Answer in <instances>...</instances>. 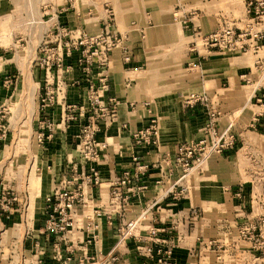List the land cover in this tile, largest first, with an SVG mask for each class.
<instances>
[{
    "label": "crops",
    "instance_id": "crops-1",
    "mask_svg": "<svg viewBox=\"0 0 264 264\" xmlns=\"http://www.w3.org/2000/svg\"><path fill=\"white\" fill-rule=\"evenodd\" d=\"M245 1L239 3L242 5ZM181 5L183 11L179 20L162 17L158 12L156 19L151 12L145 23L157 25L147 30L142 21L132 19L127 6L106 0H34L27 5L28 10L15 5L13 0H0V22L20 17L30 24L29 21L40 18L42 9L47 7L48 15L44 20L48 25L58 19L90 33L101 30L106 8L111 6L115 11L116 28L129 35L135 50L129 63L123 60L121 47L115 48L111 55L105 97L116 98L117 111L113 122L98 133L100 140L108 143L98 165L101 184L85 186L86 204L77 208L68 241L61 243L65 255H69L66 244L74 247V258L69 261L54 258L53 243L58 236L44 233L46 197L56 188L67 186L73 190L80 183L81 179L73 177L77 175L74 170H80L76 145L85 115L77 109V119L67 123L63 117L67 104L86 103L89 78L98 82L101 69L94 67L92 75H85L76 63L75 54L67 60L73 68L62 74L60 84L57 77H50L54 86L63 91L53 105L44 110L38 105V116L45 115L53 121V136L44 145L33 139L34 153L28 152L25 157V151L17 154L13 138V133L23 126L13 111L19 84L17 80L5 84L4 78L10 75L13 65L0 61V103L10 105L8 117L13 132L0 142V187L4 183L22 187V179L13 169L24 159L34 157L30 175L34 170L38 176L35 187L28 182V189L21 193L11 218L4 214L0 220V227L6 228L5 254L0 256V264H10V246L16 241L18 247L24 246L27 255L32 259L39 257L44 264H78L87 254L103 255L113 250L120 255L119 264H154L140 249L150 245L153 237L173 245L178 264H218L227 252L230 263L253 264L260 260L258 263L264 264V253H254L252 241L239 238L231 239L229 244L217 243L221 240L218 236H225L224 231L237 233L244 222L264 215V104L253 101L254 83L250 78L256 57L264 54V43L257 44L258 39L251 31L243 39L249 47L246 52L228 53L201 45L193 49L196 30L207 33L217 28V0H182ZM21 8L25 15H19ZM32 9L37 12V18L33 17ZM241 21L245 22L241 19L236 23ZM170 23H181L182 35L170 41V48L161 49L164 40L160 34ZM34 74L38 79L37 87L44 90L45 71L36 67ZM163 88H173L174 93L156 96L163 95L160 94ZM191 93L205 94L207 102L185 103L184 98ZM209 111L216 112V125L221 130L231 127L235 131L237 145L221 154L211 152L201 166L184 174L180 167H174L178 146L183 142L210 139L206 131ZM153 116L158 119L159 144L136 143L132 132L147 127ZM37 119L32 126L34 136L37 135ZM134 155L147 165L146 171L129 190L123 189L124 193H131L128 203L113 202L112 181L125 170H134ZM181 188L185 189L184 194L175 199L170 191ZM96 209L102 212L100 217L94 218L99 223L98 237L87 243L91 231L87 216ZM145 211L146 216L135 230L136 236L116 246L122 223ZM195 211L198 216L193 215ZM152 228L157 233L153 234ZM220 231L222 234L217 235ZM259 231L264 237V225L255 232ZM36 242L39 248H35ZM12 264H20L18 255H14Z\"/></svg>",
    "mask_w": 264,
    "mask_h": 264
},
{
    "label": "built area",
    "instance_id": "built-area-1",
    "mask_svg": "<svg viewBox=\"0 0 264 264\" xmlns=\"http://www.w3.org/2000/svg\"><path fill=\"white\" fill-rule=\"evenodd\" d=\"M264 3L258 0H248L247 12L254 16L250 21L259 18V8L263 7ZM45 15H48L47 7L42 9V15L38 19L29 21L30 24H41L40 41L37 47V68L45 71L46 81L43 92L39 97V108L44 110L46 107L53 105L60 97L61 87H55L54 82L50 81V77H57L59 84L62 79V74L73 68V64H67V60L77 55L76 63L81 67L85 75L90 76L93 73L94 67L101 69L98 76V82L95 79L89 78V87L87 92V100L84 104H67L66 112L63 119L70 123L77 119L76 110L80 109L85 115V119L81 121L80 130L77 135L76 154L79 160L78 165L80 170H74L77 175L73 179L80 180L76 189L70 190L67 186L56 188L46 197V210L44 219V233L57 235L58 240L53 243L54 258L58 260H72L74 258V247L66 244V250L69 255L63 252L62 242L67 243L68 233L74 226V216L80 205L86 204L85 186L89 184H101V173L98 165L102 161L103 152L107 148L108 143L100 140L98 133L103 126L107 127L113 122L117 111V100L115 97H105V91L109 88V78L107 69L111 60L112 52L115 48L121 47L123 60L126 63L132 61L134 55V46L130 42L129 35L123 33L116 28L115 11L110 6L106 8V17L104 25L97 33H90L82 27H71L61 23L58 19L51 24H47L44 20ZM241 32V31H240ZM249 32L238 33L236 27L224 25L219 29H214L210 32L203 33L202 31L194 32L193 49H198V46H204L207 49H222V48H238L242 42L243 36ZM264 36L259 31L255 33L257 39ZM241 48L245 45H241ZM245 49V48H244ZM14 75H8L4 81L6 85L12 84L16 79ZM65 99V95H63ZM185 103L193 104L196 102H207V96L203 93H191L184 98ZM10 105L8 103L0 104V142L5 140L12 132L11 123L9 121ZM218 116V112H217ZM209 123L206 127L210 139H201L200 141L183 142L178 146L177 155L174 160V167H180L184 174L192 169L202 165L206 156L211 152L224 153L227 150L233 149L237 145V135L231 127L221 130L216 125V112L209 111ZM37 137L39 143L44 145L45 142L52 138L55 129L54 123L45 115H40L37 119ZM133 139L136 143H148L151 145L159 144V125L156 116L150 118V122L144 129L132 132ZM134 170H125L123 174L112 181V199L113 202L128 203L131 199V193H124V188L130 189V185L134 183L140 175L146 171L147 165L141 163L137 155L133 156ZM25 192V191H24ZM171 195L177 199L180 198L185 189H173ZM19 187L11 183H4L0 187V220L6 214L8 218L15 213V206L21 196ZM240 195V192L238 193ZM152 204L150 207H152ZM102 212L96 209L93 214L87 217L91 222L88 227L89 231L87 243L96 241L98 237L99 223L94 220L95 217H100ZM194 216H198L195 211ZM146 216V211L138 217L124 221L119 228L118 246L121 242L130 236H136L135 230L138 228L142 219ZM152 233H157V230L152 228ZM4 226L0 227V256L5 254L3 246L5 243ZM29 231H27V234ZM16 241L11 248L10 264L14 261V255H18L20 264H44L42 259L31 258L27 255V250L21 244L18 247ZM35 248H39L38 242L35 243ZM15 249V250H14ZM140 249L150 257L154 264H178L174 256V247L168 244L165 240L159 237H153L151 244ZM40 252L44 253L43 250ZM120 255L116 250H113L103 255H85L79 259L78 264H119Z\"/></svg>",
    "mask_w": 264,
    "mask_h": 264
},
{
    "label": "rangeland",
    "instance_id": "rangeland-1",
    "mask_svg": "<svg viewBox=\"0 0 264 264\" xmlns=\"http://www.w3.org/2000/svg\"><path fill=\"white\" fill-rule=\"evenodd\" d=\"M34 0H13L14 4L19 7H26L27 5L32 4ZM116 4H123L127 6V9H131V16L132 19H139L142 21L147 30L150 27H156L157 23H145L146 16L150 17L151 12L154 13L155 18L157 19V12L164 16H170L174 19L179 20L182 17V0H106ZM241 0H231V2H225V0H217V29L224 25H231L236 27L238 33L241 32H259L261 31L264 34V26H261V23H264V5L263 7L259 8V18H256L254 21H250L251 18L254 16L247 12V1L245 4H240ZM256 1V0H254ZM264 3V0H258ZM170 11L168 12V10ZM161 12V13H160ZM19 15L23 13L22 8L18 10ZM31 13L33 14L34 18L36 17V11L32 9ZM25 15V14H22ZM23 17V16H22ZM169 17V18H170ZM159 19V18H158ZM244 19L245 22L241 21V23H236V20ZM32 21V20H31ZM124 25V24H123ZM167 25V24H164ZM263 27V28H262ZM30 28V31H29ZM199 31V30H196ZM195 31V32H196ZM241 31V32H240ZM40 32H41V24L37 22L28 24L26 19H21L20 17L15 18L14 21L4 20L0 22V52H3L5 55H0V61H8V63L13 65L10 75H14L19 84L18 89H16V97L17 99L14 101L15 106L13 111L15 112L16 119H20L21 127L20 130L15 131L13 133L14 138V147L17 149V154H21L22 151H25L24 156H27V153L33 155V146L32 143L33 139L39 142L37 135H33L32 126L36 122V117L38 116V99L40 97V93L43 92L42 88L37 87V77L34 74V70L37 66V47L40 41ZM182 25L181 23H170L166 26V30H164L160 34V38L164 40L161 43V49L170 48L171 45L170 41H173L182 35ZM29 34L31 38L29 37ZM146 32L144 27L142 29V35L145 36ZM239 43V47L234 48H222L220 50H224L225 52L232 53V52H246L249 48L245 43ZM168 42V44L166 43ZM264 43V36L258 39L257 44ZM245 45V47L241 48V45ZM169 45V46H167ZM5 47V48H4ZM258 48V45H256ZM245 48V49H244ZM257 60V61H256ZM256 63L253 66V73L250 76L251 83H254L252 87L254 88V93L252 99L254 102H258L260 105L264 104V54H259L258 57L255 59ZM7 77V76H6ZM4 78V81L6 80ZM15 80V81H16ZM243 83H247L248 80L245 79ZM14 81V82H15ZM152 91V90H151ZM160 94L163 95H156V96H171L174 93L173 88H163L160 90ZM152 94V93H151ZM1 104V103H0ZM10 115V114H9ZM8 115V116H9ZM14 119V118H13ZM15 120V119H14ZM38 123V121H37ZM19 129V128H18ZM264 130V126L262 127ZM34 157L32 159H24L20 161L14 167L13 173L20 175L22 179V187L19 188V191L24 192L27 191L28 182L32 187L37 185V174L32 171L30 175L31 168H34ZM24 164V165H21ZM10 165V164H9ZM8 164H6V167ZM11 166V165H10ZM11 168V167H10ZM30 178V179H28ZM227 224H230L229 221H226ZM260 225H264V215H259V218L255 220H247L241 226V229L238 232L232 231H224L225 236L221 238L218 236L219 240L217 243L219 244H229L231 239H239L245 238L248 241H252V250L254 253L261 255L264 253V237L261 236V231L255 232ZM256 227V229H253ZM222 232H217V235H221ZM219 249V248H218ZM229 253L227 252V256L223 258L221 263L218 264H235L229 262ZM240 257V256H239ZM239 261H241L239 259ZM257 262L253 264H259ZM238 264V263H237ZM239 264H249V263H240ZM262 264V262L260 263Z\"/></svg>",
    "mask_w": 264,
    "mask_h": 264
}]
</instances>
